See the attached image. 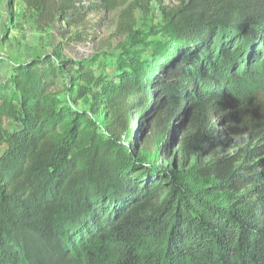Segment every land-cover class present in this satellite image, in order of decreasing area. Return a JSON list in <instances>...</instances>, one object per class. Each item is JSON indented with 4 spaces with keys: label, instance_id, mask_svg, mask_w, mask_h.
Returning a JSON list of instances; mask_svg holds the SVG:
<instances>
[{
    "label": "trees",
    "instance_id": "obj_1",
    "mask_svg": "<svg viewBox=\"0 0 264 264\" xmlns=\"http://www.w3.org/2000/svg\"><path fill=\"white\" fill-rule=\"evenodd\" d=\"M22 2L43 25L83 9ZM175 2L116 76L80 69L103 128L49 58L0 79V264H264V96L237 89L264 0Z\"/></svg>",
    "mask_w": 264,
    "mask_h": 264
},
{
    "label": "rangeland",
    "instance_id": "obj_2",
    "mask_svg": "<svg viewBox=\"0 0 264 264\" xmlns=\"http://www.w3.org/2000/svg\"><path fill=\"white\" fill-rule=\"evenodd\" d=\"M83 9L69 26L61 19L48 25L38 24L36 12L26 8L22 0H0V79L14 67L50 59L62 71L60 82L53 88L56 97L72 110L85 113L103 128L102 114L91 109L90 97L83 96L78 76L80 69L91 71L102 78L118 73L120 62L143 49L136 40L149 44L161 37L163 17L160 6L170 10L175 0H80ZM241 48H239L240 50ZM144 52H148L145 50ZM239 71L246 90L264 96V47L254 62ZM10 128L12 123L5 121ZM230 144L218 150L228 155L237 149ZM172 160L165 162L170 165Z\"/></svg>",
    "mask_w": 264,
    "mask_h": 264
}]
</instances>
